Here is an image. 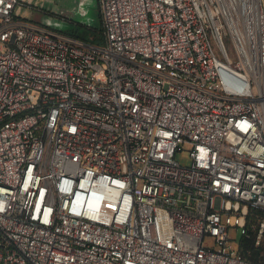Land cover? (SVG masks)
Wrapping results in <instances>:
<instances>
[{
	"label": "built area",
	"instance_id": "obj_1",
	"mask_svg": "<svg viewBox=\"0 0 264 264\" xmlns=\"http://www.w3.org/2000/svg\"><path fill=\"white\" fill-rule=\"evenodd\" d=\"M98 4L100 45L0 0V264H255L264 0Z\"/></svg>",
	"mask_w": 264,
	"mask_h": 264
},
{
	"label": "rangeland",
	"instance_id": "obj_2",
	"mask_svg": "<svg viewBox=\"0 0 264 264\" xmlns=\"http://www.w3.org/2000/svg\"><path fill=\"white\" fill-rule=\"evenodd\" d=\"M43 5L47 14L34 13V20L39 23H48V26L58 32L78 31L84 35L88 29L92 35L87 34L90 42L102 44L101 31L102 19L98 7V0H35ZM86 35V34H85ZM229 43V42H228ZM188 147L182 153H178L176 161L183 166H189L191 160ZM239 232L235 236L236 245L242 242Z\"/></svg>",
	"mask_w": 264,
	"mask_h": 264
},
{
	"label": "trees",
	"instance_id": "obj_3",
	"mask_svg": "<svg viewBox=\"0 0 264 264\" xmlns=\"http://www.w3.org/2000/svg\"><path fill=\"white\" fill-rule=\"evenodd\" d=\"M88 33L91 36L92 30L88 29L85 33L86 35H81L78 31H68L66 34L88 42ZM100 40H102V36ZM255 242V237H252L250 240H243L241 245L242 254L247 260L255 264H264V241L259 247H256Z\"/></svg>",
	"mask_w": 264,
	"mask_h": 264
},
{
	"label": "water",
	"instance_id": "obj_4",
	"mask_svg": "<svg viewBox=\"0 0 264 264\" xmlns=\"http://www.w3.org/2000/svg\"><path fill=\"white\" fill-rule=\"evenodd\" d=\"M43 24L46 25V26H48V23H46V22H44ZM48 27H49V26H48Z\"/></svg>",
	"mask_w": 264,
	"mask_h": 264
}]
</instances>
